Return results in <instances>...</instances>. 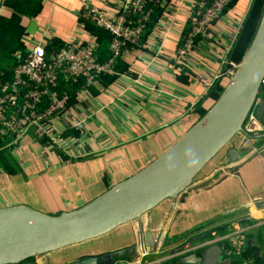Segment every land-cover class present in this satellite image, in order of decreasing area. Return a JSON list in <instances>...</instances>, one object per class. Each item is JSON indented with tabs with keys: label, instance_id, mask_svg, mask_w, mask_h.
<instances>
[{
	"label": "crops",
	"instance_id": "1",
	"mask_svg": "<svg viewBox=\"0 0 264 264\" xmlns=\"http://www.w3.org/2000/svg\"><path fill=\"white\" fill-rule=\"evenodd\" d=\"M83 1L39 0L35 12H19L24 54L36 42L55 49L67 40L91 41L90 27L80 20ZM88 1L108 16H114L124 2ZM195 1L164 0L142 44L120 55L114 73L74 88L67 111L49 124L50 133L59 136L57 141L31 132L6 148L18 170L0 163V207L27 204L54 214L79 208L149 165L207 113L230 77H219L210 88L200 77L213 79L222 58L234 54L237 34L254 0H231L196 47L178 59ZM16 10L9 0H0V17ZM255 134L233 137L229 146L240 149L238 161L228 164L226 148L222 149L176 198H165L140 218L105 233L109 238L100 249L71 247L64 253L67 245L44 253L49 262L31 264H60L132 245L137 249L127 254L130 260L141 258L145 264L162 259L161 264H173L172 259L190 253L188 245L224 238L227 244L239 245L238 231L246 240L253 237L248 232L259 216L264 217V132ZM148 230L154 233L155 245L141 257L138 244L141 233ZM183 244V249L174 251ZM258 245L264 258L259 240ZM237 249L234 257H240L242 247ZM61 252L63 259L56 258Z\"/></svg>",
	"mask_w": 264,
	"mask_h": 264
},
{
	"label": "water",
	"instance_id": "2",
	"mask_svg": "<svg viewBox=\"0 0 264 264\" xmlns=\"http://www.w3.org/2000/svg\"><path fill=\"white\" fill-rule=\"evenodd\" d=\"M264 76V11L240 65L213 106L169 149L149 165L116 183L91 202L60 213H49L27 204L0 207V264L19 263L29 257L103 235L115 227L140 218L163 199L176 198L222 149L228 164L240 159L241 151L229 146L244 131V120L259 94ZM264 121V102L258 109ZM256 134H248L249 137ZM141 242L155 245L154 233H141ZM255 246L254 237L248 239ZM186 246L181 245L174 251ZM137 246L87 255L60 264H131ZM233 249L238 245L234 244ZM226 241L195 248L172 259L173 264H234ZM255 257L262 256L261 248Z\"/></svg>",
	"mask_w": 264,
	"mask_h": 264
},
{
	"label": "built area",
	"instance_id": "3",
	"mask_svg": "<svg viewBox=\"0 0 264 264\" xmlns=\"http://www.w3.org/2000/svg\"><path fill=\"white\" fill-rule=\"evenodd\" d=\"M164 0H124L121 9L108 16L90 1L84 0L80 9L82 23L92 22L110 34V55L102 59L96 33L89 42L67 40L60 47L48 49L43 42L34 43L23 59L14 65L0 67V150L16 146L20 139L31 132L36 136L48 135L57 141V135L49 130L51 121L65 113L71 105L73 85L91 83L106 73H114L120 55L127 49L142 44L156 7ZM231 0H196L190 14V21L179 45L178 59L184 58L194 49L208 29L209 23L222 13ZM242 28V27H241ZM241 30V29H240ZM240 30L238 34L240 33ZM237 34V37H238ZM241 59L225 55L213 79L204 76L200 80L207 88L223 75L231 77L240 65ZM264 76L259 94L247 114L242 131L246 136L264 132V121L258 116V109L264 102ZM75 125L80 126L81 121ZM238 231L239 245L246 239ZM227 239L224 238L225 241ZM211 239L198 245H188L187 251L217 242ZM220 241V242H222ZM239 245L237 248H239ZM141 257L149 253L145 242H139ZM232 255L238 249L231 248ZM240 264L241 258L235 257ZM131 264H141V258L130 260ZM244 264H262L249 258ZM162 259L145 264H161Z\"/></svg>",
	"mask_w": 264,
	"mask_h": 264
},
{
	"label": "trees",
	"instance_id": "4",
	"mask_svg": "<svg viewBox=\"0 0 264 264\" xmlns=\"http://www.w3.org/2000/svg\"><path fill=\"white\" fill-rule=\"evenodd\" d=\"M11 3L15 4L16 11L12 16L0 17V67H4L7 65H14L21 61L24 56V44L21 40V22H20V14L21 11H33L35 12L38 9L39 0H9ZM158 7V6H157ZM156 7V9H157ZM264 11V0H254L251 10L249 12L248 17L246 18L243 26L238 34V37L235 41V51L231 57L241 58V56L246 52L249 47L252 38L254 37L256 30L258 28L261 16ZM156 12V10H155ZM155 15V13H154ZM154 15L152 17L151 23L153 21ZM87 26L90 27L91 31L96 33L99 39V54L102 59L107 58L110 55V34L105 29L95 25L92 22H87ZM149 25V26H150ZM149 28V27H148ZM19 50L20 54L16 55L15 52ZM83 81H81L82 83ZM81 83H77L73 85L72 90L74 88H78ZM8 149H2L0 152V163L3 166H7L10 170H18V165L15 162V158L11 155ZM5 151V153L3 152ZM257 229L253 228L248 232L249 236L254 237L255 246L249 244L248 239L246 243L242 246L241 254L239 255L243 259L254 258L255 250L258 245L257 239ZM256 261L264 264V258L259 256L255 258ZM238 261L237 259L235 262ZM241 262V261H240Z\"/></svg>",
	"mask_w": 264,
	"mask_h": 264
},
{
	"label": "rangeland",
	"instance_id": "5",
	"mask_svg": "<svg viewBox=\"0 0 264 264\" xmlns=\"http://www.w3.org/2000/svg\"><path fill=\"white\" fill-rule=\"evenodd\" d=\"M237 135H242V136L246 137V135L243 132H241V131H239L235 136H237ZM231 141H230V143H231ZM257 223L258 224L255 226V228L257 229V234H256L257 235V239L259 240V244L261 245V247L264 249V217L263 216H259ZM107 238H109V236H107V234H104V235H100L98 237H94L92 239H88L86 241L80 242V244L78 246L75 245V244H70L71 246L68 245V248H67V250L64 251V253H66V251H68V249H70L71 247H76L77 249H79V247H83L84 249H97V248L100 249L103 246V243L106 242ZM228 244L230 246H233L232 242H230ZM64 247H66V246H64ZM64 253H62V252L58 253L56 258L63 259V254ZM34 257L35 256H33V258ZM46 257H47V254L43 253V254L36 255L37 259L35 258V260H33L32 257H31V258H27V259H25V260H23V261H21V262H19L17 264H31V263H34V262L37 263V260L49 262V260ZM244 263H245L244 259L241 258L240 264H244ZM6 264H11V263H6ZM41 264H43V263H41Z\"/></svg>",
	"mask_w": 264,
	"mask_h": 264
},
{
	"label": "flooded vegetation",
	"instance_id": "6",
	"mask_svg": "<svg viewBox=\"0 0 264 264\" xmlns=\"http://www.w3.org/2000/svg\"><path fill=\"white\" fill-rule=\"evenodd\" d=\"M226 243H227V242H226ZM228 246L230 247V245H229V244H228ZM230 256L232 257L233 255H232V254H230V255H229V257H230ZM233 257H234V256H233ZM234 264H236V262H234Z\"/></svg>",
	"mask_w": 264,
	"mask_h": 264
}]
</instances>
